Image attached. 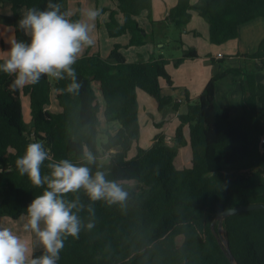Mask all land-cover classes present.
<instances>
[{"label":"trees","instance_id":"1","mask_svg":"<svg viewBox=\"0 0 264 264\" xmlns=\"http://www.w3.org/2000/svg\"><path fill=\"white\" fill-rule=\"evenodd\" d=\"M67 1L0 0V4L11 5L16 41L30 43L17 23L23 11L45 10L53 3L70 13ZM117 1L118 8L109 10L107 31L111 38L129 34L130 41L127 46L116 44L107 58L89 51L79 57L74 65L78 90H66L72 83L66 74L63 80L42 77L36 86L14 90L9 87L14 76L0 73V216L13 220L27 216V207L46 189V185L34 187L15 167L28 143L42 142L49 154L42 176L50 175V163L67 159L89 167L92 175L103 172L128 194L122 204L113 205L91 201L84 190L67 194L66 201L77 203L79 210L74 211L82 227L78 238L64 240L57 264H233L212 222L227 209L264 204V80H259L264 39L256 52L235 56L243 62L240 67L210 79L200 97L189 104L188 113L179 115L173 138L161 131L148 148L139 145L138 93L148 95L160 112L171 104L174 112L180 109L174 97L163 94L162 80L174 85L169 60L152 54L129 62L122 50L148 43L150 35L138 20L145 12L153 25L170 22L184 32L191 12L196 11L209 24L211 43L226 44L239 37L243 25L264 17V0H198L195 4L178 0L162 21L154 20V0ZM70 18L82 19L80 5ZM179 42L184 48L183 39ZM197 58V49L184 48L175 66ZM227 76L241 81L238 114L217 102V83ZM24 96L30 100V123L25 119ZM54 96L62 109L58 113L49 108ZM103 122L119 125L105 133V141L100 138ZM155 126L161 129L164 124ZM135 144L136 154L130 158ZM189 144L192 166L179 169L175 160ZM113 149L119 151L104 160ZM85 150L95 157L93 163L85 160ZM224 231L238 264H264V210L228 217ZM43 252L36 250L32 256Z\"/></svg>","mask_w":264,"mask_h":264},{"label":"clouds","instance_id":"2","mask_svg":"<svg viewBox=\"0 0 264 264\" xmlns=\"http://www.w3.org/2000/svg\"><path fill=\"white\" fill-rule=\"evenodd\" d=\"M82 16V19L73 21L71 13L61 12L60 5L53 3H49L45 10L28 8L23 11L17 23L30 37V43L13 40L8 58L0 63V73L14 76L9 87L15 90L36 86L42 77L63 80L66 74L72 80L66 90L69 93L78 90L80 84L74 65L83 50L95 44L91 33L95 22L102 16V9L89 8L82 11ZM84 158L89 164L95 161L87 150ZM47 160L49 154L42 142L28 143L15 160L19 174L26 175L34 187L46 185L43 193L27 207L28 222L25 225L35 233L44 252L33 258L28 242L10 228L2 227L0 264H57L64 240L78 238L82 227L74 211L77 203L66 201L67 194L84 190L91 201L103 200L108 205L122 204L127 199V192L118 182L107 180L101 171L92 175L89 167L77 166L67 159L50 163V175L42 176L41 169ZM92 227L91 223L87 225L89 229Z\"/></svg>","mask_w":264,"mask_h":264},{"label":"crops","instance_id":"3","mask_svg":"<svg viewBox=\"0 0 264 264\" xmlns=\"http://www.w3.org/2000/svg\"><path fill=\"white\" fill-rule=\"evenodd\" d=\"M71 14H74L81 6V12L89 8H101L102 16L95 22V28L93 32L98 30L97 34H91L95 39V44L86 47L80 57L86 53L96 54L100 53L103 57L107 58L116 44H122L127 46L130 41V35H124L118 38H111L107 31V23L110 20V11L118 8L117 0H68ZM178 0H154L153 16L155 21L164 20L170 9L177 4ZM198 0H192V3H197ZM192 20L187 26L185 31L186 37L183 36L185 43L184 48H195L199 53V58L188 59L180 67H175L176 56L167 58L163 55L160 49L165 46L160 43L158 47L152 43H148L144 46H132L124 48L122 51L129 62L137 61L140 55H143L146 59H149L152 54L163 55L169 60L167 69L173 77L174 85L170 87L165 80L161 81L163 87V94L166 96L174 97L176 102L180 103V109L174 112L173 104L167 106L162 112L157 108L156 103L145 93L139 91V116L141 122V139L139 145L148 148L153 142L157 133L163 131L169 138H173L176 133V129L180 124L179 115L187 114L189 104L194 103L204 91L206 85L210 79L218 74L226 71L230 68L240 67L243 62L241 58L235 57L238 53L252 54L258 50L261 41L264 39V17L256 19L250 23H247L241 27L240 35L237 39L231 40L223 45H215L210 41L209 24L207 21H203L198 12L192 11ZM83 18V16H82ZM121 18V17H120ZM141 26L149 33L152 31V22L148 18V12L143 13L138 17ZM13 13L11 5L9 3L0 4V59H7L6 50L7 43L6 38L9 37V27L12 30L13 36H15V29L12 25ZM16 40V39H15ZM159 49V50H157ZM228 57V58H225ZM225 58L224 62H220V59ZM259 80H264V70L259 72ZM241 81L234 80L232 76H227L217 83L216 97L217 102L222 108L232 109L234 114L240 112L241 105ZM103 101V98L100 96ZM56 103L51 104V110L53 112H60L62 109ZM164 124L161 129L156 128V124ZM119 128L116 123L108 124L103 122L101 140L105 141L106 132H114ZM186 135L189 139V129L186 128ZM137 144H135L129 153V157H134L137 151ZM119 150L113 149L108 151L104 156V160L108 161L111 156L115 155ZM181 156V163L178 166L177 159ZM175 160L177 168L183 169L192 166V149L191 145H187L179 150V155ZM134 184V183H133ZM134 185H137L136 183ZM3 216H0V220H4ZM23 218V217H22ZM20 218L19 221L22 220ZM9 220V219H8ZM9 223V221H8ZM0 228H2L0 224ZM19 230H17L18 232ZM22 233H18V236ZM42 250V249H39ZM36 251V249H35Z\"/></svg>","mask_w":264,"mask_h":264},{"label":"rangeland","instance_id":"4","mask_svg":"<svg viewBox=\"0 0 264 264\" xmlns=\"http://www.w3.org/2000/svg\"><path fill=\"white\" fill-rule=\"evenodd\" d=\"M67 4H68V9L70 10L69 1H67ZM201 19H203V18H201ZM203 21H205V20L203 19ZM152 28H153L152 31L149 32L150 37H149L148 43H152L157 47H158V44L162 43L165 47L163 49H160V51H162L163 55L167 58H172V56H176V58L179 59L183 56L184 48L182 47L179 40L183 39V36L186 37L185 31L181 32V30L178 27H176L174 24H172L170 22H164L161 25L156 24V25H153ZM97 32H99V31L96 30L95 32H92L91 34L94 35V34H97ZM13 33L9 27V37L6 38V43H7L6 55H7V58H8V53H9L10 48H11V43L13 40H15V36H13ZM90 48H89V50H90ZM157 50H159V49H157ZM155 55L159 56L158 54H155ZM137 60H139V57ZM23 99H24V105H25V119L27 120L28 123H30L31 122L30 100L27 96H24ZM53 103H56L55 102V96L53 97V100H52V104ZM116 125H118V124H116ZM181 159L182 158L180 156V158H178L176 160L178 166H183V165H180ZM184 167H186V166H184ZM184 167H182V168H184ZM134 187H137V186L134 185ZM19 220H13L10 217H6V218H4V220H0V224L2 227L10 228L13 231V233H15L16 235H18V233H22V235L19 234V237L22 240L28 242L29 247L31 248L32 254L35 251V249L36 250L43 249V246L40 243L37 236L35 235V233L32 232L31 230H28L25 228V225L28 222V216H23L22 220L21 221H19ZM8 221H9V223H8ZM40 226H41V228L44 227L43 222H41ZM17 230H19V231L17 232Z\"/></svg>","mask_w":264,"mask_h":264},{"label":"water","instance_id":"5","mask_svg":"<svg viewBox=\"0 0 264 264\" xmlns=\"http://www.w3.org/2000/svg\"><path fill=\"white\" fill-rule=\"evenodd\" d=\"M253 210H264V204L257 203V204H250V205H244V206L227 209L219 213L212 222L213 230L216 232V236L223 250L229 256L233 264H238V263L236 262L235 255L232 252L229 240L225 236L224 221L230 216L237 215L243 212L253 211ZM217 223H219L218 228L216 227Z\"/></svg>","mask_w":264,"mask_h":264},{"label":"built area","instance_id":"6","mask_svg":"<svg viewBox=\"0 0 264 264\" xmlns=\"http://www.w3.org/2000/svg\"><path fill=\"white\" fill-rule=\"evenodd\" d=\"M261 151L264 152V136L261 139Z\"/></svg>","mask_w":264,"mask_h":264}]
</instances>
